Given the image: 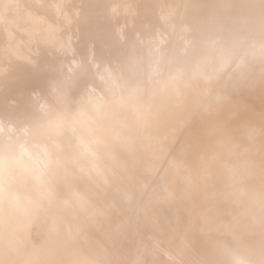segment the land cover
I'll use <instances>...</instances> for the list:
<instances>
[{"label": "bare ground", "instance_id": "6f19581e", "mask_svg": "<svg viewBox=\"0 0 264 264\" xmlns=\"http://www.w3.org/2000/svg\"><path fill=\"white\" fill-rule=\"evenodd\" d=\"M0 264H264V0H0Z\"/></svg>", "mask_w": 264, "mask_h": 264}]
</instances>
